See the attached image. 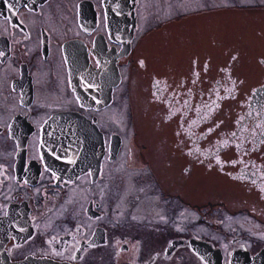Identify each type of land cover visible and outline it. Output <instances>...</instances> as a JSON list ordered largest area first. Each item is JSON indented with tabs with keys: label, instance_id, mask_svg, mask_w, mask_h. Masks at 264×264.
Returning a JSON list of instances; mask_svg holds the SVG:
<instances>
[{
	"label": "flooded vegetation",
	"instance_id": "obj_1",
	"mask_svg": "<svg viewBox=\"0 0 264 264\" xmlns=\"http://www.w3.org/2000/svg\"><path fill=\"white\" fill-rule=\"evenodd\" d=\"M177 1L0 0V245L9 259L208 264L193 248L203 240L220 248L222 264H264V9L222 10L264 8V0ZM112 3L125 9L119 31ZM235 14L236 31L226 27ZM76 40L93 67L100 50L115 58L118 82L99 106L81 104L69 81L65 47ZM118 94L119 113L126 104L130 112L125 129L103 121ZM68 112L101 138L74 173L47 166L41 147L47 119ZM79 130L91 136L85 124ZM137 151L150 176L159 168L149 180L128 168L137 179L129 192L124 163L137 166ZM213 167L231 179L201 177L207 200L195 202L192 177ZM209 190L234 195L236 225L197 227L196 211L231 207L210 204ZM137 203L146 215L132 212Z\"/></svg>",
	"mask_w": 264,
	"mask_h": 264
},
{
	"label": "water",
	"instance_id": "obj_2",
	"mask_svg": "<svg viewBox=\"0 0 264 264\" xmlns=\"http://www.w3.org/2000/svg\"><path fill=\"white\" fill-rule=\"evenodd\" d=\"M112 5L111 15L113 16V28L114 31H119V29L122 28L121 22L123 21L120 14H122V11L124 13L125 9L120 3L118 5L112 3ZM65 50V56L70 71L69 81L71 82L72 89L78 101L84 105H101V103L108 99L112 85L117 83L119 78V72L113 54L106 52V55L104 56L100 50L99 64L96 67H93L91 62L87 59L84 45L79 41L76 40L73 44H70V46L65 47ZM100 87H103L105 90L106 97L99 91ZM83 124H85L88 131H90L92 141L89 136L87 138V135L79 130L83 127ZM73 125H75V128ZM77 125H80L79 129ZM97 131V126H95L94 123L89 124L88 119L84 118L77 112H68L66 114L59 113L58 115L48 118L47 123L42 130L43 138L41 139L42 154L47 166L50 168H60L66 173H74L78 169H85L87 158L89 160V155H87L88 157L86 156V149L90 147L91 144H96V141H98L99 144L101 143V138L97 137ZM96 138L97 140H95ZM87 142L89 145H87ZM57 143L59 147L57 146ZM59 150H76V152L75 154H66V152H64V154H59ZM70 157L73 158L70 159ZM193 246L208 264H222L220 248L213 247L212 244L203 240L194 242ZM0 264L72 263L54 260L49 257H32L25 262H12L9 261L0 251Z\"/></svg>",
	"mask_w": 264,
	"mask_h": 264
},
{
	"label": "rangeland",
	"instance_id": "obj_3",
	"mask_svg": "<svg viewBox=\"0 0 264 264\" xmlns=\"http://www.w3.org/2000/svg\"><path fill=\"white\" fill-rule=\"evenodd\" d=\"M173 1L176 2V3H179V1H177V0H173ZM230 1L232 2V1H235V0H230ZM241 1L244 2V3H248L249 2V0H241ZM172 5H175V3H173ZM224 8L225 9H222V10H223V13L226 14V15L227 14L234 13V12H238V11H241V12H246V11L247 12H249V11L250 12H254V11H260V10L264 9L262 6H260V8L245 7V8H238V9L230 8V6H228V7L225 6ZM156 9H157V7L155 5H153V6H151L150 9H144V13L145 14L144 13H141V14H144V19H151L152 16L155 14ZM238 15L239 14H235L232 17H229L227 19L228 21L226 22V27H227L228 24H230V26H231L230 28L232 30L236 31V28H235V26H236L235 21L236 20L234 18L235 17H238ZM141 21H143L142 20V15H141ZM174 27L175 26H173L172 29ZM211 32L214 33V30L211 29ZM211 39H213L215 41H218L219 35L218 36H211ZM119 91L121 92V94L123 93L122 86H120ZM121 94H118V98H117V104L118 105L116 104L113 107L112 111H109V112L106 113V115L104 116V120L103 121L104 122H106L108 120L112 121V122H108V124H109L108 126L109 127H112L117 122V123H119V128L125 129V128L128 127L127 124H126V120H130L131 118H130V112H129V110H127L128 109V104L125 105L126 108L123 107V110H122V113L123 114L122 113H119V108H121V104H122L120 102L121 101ZM144 102L145 101H141L140 103L141 104H144ZM115 113H119L121 121H117V119L115 117ZM137 153H138V155H137V162H136L137 166H135V165H131V166L130 165H125V163H124V166H125L124 167V173H125V179H126V183H124V188H126L129 192L133 188V186H130V185H132L131 182L134 181L133 178L136 179V177H133V175L131 177L132 172L126 171L128 168H131L132 167L134 170H136L138 172L137 174H140L141 175V177H139V179H142V180H149V179H151V177L153 176V174L156 172L155 171V167L159 168V166L152 165L151 166L152 167V170L151 171H153V173H152V176H150L148 174V169H147L148 164H146L144 162L142 156H139L140 153L138 151H137ZM154 158L156 159V156H154ZM155 161H156V164H158L157 163L158 159H156ZM198 170L199 171L196 172V175L194 177H192V183H193V190L192 191H194V194H196L197 197H198L199 192L201 193V191H202V190H200L201 184H202V183L199 182L200 180L206 178L208 180V183L210 185H212V184L218 185L219 183H222V184L223 183H226V181H228L229 179H231L230 177L228 178V180L219 178L221 172H219L215 167L209 168V170H208L209 173H207V174H206V172H204L203 170H200L199 168H198ZM199 172H200V174H199ZM201 177H202V179H201ZM204 183H205V181H204ZM144 186H145V184H144ZM197 186H199V187H197ZM204 192H206V191L204 190ZM209 195H210V198H209L210 204L213 202L215 204H219V205L220 204H223L224 206H227V207L228 206H231V207H228V208H226L227 210H224V207H220L219 208L216 205L211 204V208H209V210H207V211L206 210H198V211H196L195 212L196 214L195 213L194 214H195V216H197V220H196L197 227L204 228L203 230H204V232H206L205 227H208V226L209 227L210 226H215L217 228H221L222 227L224 229V225H226L227 227H231L232 224L233 225H236V223H238L237 221L239 219V216L234 211L235 205H236V203H234V195L232 194L229 197L228 196L227 197H223L224 199L227 200V201H224V202H223V200H221L223 198H218V196H219L218 193H215V192H212V191L209 190L208 196ZM208 196H207V198H208ZM206 200L207 199H202L201 198V195L199 194V197L196 198L195 202H198V201L202 202V201H206ZM120 204H121V206H119L118 209H120V210L123 209V211L128 210V208H125V206H126L125 200H121V202H118V205H120ZM137 205L138 206H136V204L135 205H131L132 212H133V209H134V211H136L135 213H137V211H138L141 214H145L146 215V213H147V207H146V205L144 204L142 206H139V203H137ZM220 209L222 211L220 213H218L217 211L220 210ZM192 213L193 212H189L188 213L189 214L188 216H191L190 214H192ZM209 213L212 214L213 216L212 215H209V216L206 215V214H209ZM201 214H203L204 217H202ZM184 215H185V213H182L181 214V216H184ZM201 221L205 222L207 224V226L201 225L199 223ZM211 232H212V236H213V235H215L217 233V230H214V231L211 230Z\"/></svg>",
	"mask_w": 264,
	"mask_h": 264
},
{
	"label": "bare ground",
	"instance_id": "obj_4",
	"mask_svg": "<svg viewBox=\"0 0 264 264\" xmlns=\"http://www.w3.org/2000/svg\"><path fill=\"white\" fill-rule=\"evenodd\" d=\"M0 251L2 252V254H4V256L9 260V261H12V262H14V261H16V262H25V261H28L30 258H32V257H27V258H23V259H21V260H11V259H9V257H7V255H6V253H5V251L2 249V247H1V245H0ZM34 258H36V257H34ZM47 258V257H46ZM55 260V259H54ZM65 262H67V261H65ZM68 263H71V262H68Z\"/></svg>",
	"mask_w": 264,
	"mask_h": 264
}]
</instances>
